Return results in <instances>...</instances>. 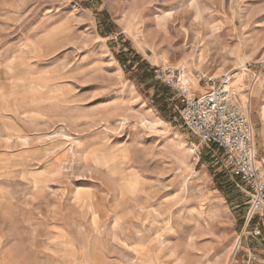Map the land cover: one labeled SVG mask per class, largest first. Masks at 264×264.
<instances>
[{"label":"rangeland","instance_id":"rangeland-1","mask_svg":"<svg viewBox=\"0 0 264 264\" xmlns=\"http://www.w3.org/2000/svg\"><path fill=\"white\" fill-rule=\"evenodd\" d=\"M122 53L139 56L132 70ZM158 66L193 89L197 73L235 75L264 157V0H0V264L239 254L248 199L214 147L158 110Z\"/></svg>","mask_w":264,"mask_h":264},{"label":"built area","instance_id":"built-area-1","mask_svg":"<svg viewBox=\"0 0 264 264\" xmlns=\"http://www.w3.org/2000/svg\"><path fill=\"white\" fill-rule=\"evenodd\" d=\"M245 68L248 71V67ZM154 80L172 95L168 99L174 114L172 120L206 146L212 157L216 154L211 147L216 149L224 172L246 195L248 209L244 229L255 218H263L264 157L256 155L249 115L233 84L235 75L197 73V87L193 89L182 70L158 66L154 69ZM260 226L256 223L253 227V237L260 236Z\"/></svg>","mask_w":264,"mask_h":264},{"label":"trees","instance_id":"trees-1","mask_svg":"<svg viewBox=\"0 0 264 264\" xmlns=\"http://www.w3.org/2000/svg\"><path fill=\"white\" fill-rule=\"evenodd\" d=\"M98 6H100L99 3H97ZM87 9H90V6L87 7ZM95 18L98 21V30L101 34H103V31H105V33H108L109 31L107 30V27L110 28L111 25H107V19H108V15L105 11L101 10L99 12H93ZM104 33V34H105ZM125 55L126 53H122L121 55L119 54L118 56V60L121 64L128 65L127 69L132 70V68H134V64H135V60H139V56L138 55H134V59L127 63V60L125 59ZM143 64V62H142ZM142 66V65H141ZM140 65L139 67V73L137 75V81L139 83H145L147 80H152V76L151 74H149L144 68H142ZM148 88L153 87V89H156V92L153 95V101L155 102V105L157 106L158 110L163 114V115H168V119L169 121L172 120V115L170 113V109L169 107H167L166 104V98L165 96H163V91H168L167 89L160 87L161 92L159 91V87L158 84H154L153 86L150 87V85H147ZM158 87V88H157ZM208 154V153H207ZM204 161V156H201V162ZM216 178V182H218V180H220L219 175L215 176Z\"/></svg>","mask_w":264,"mask_h":264},{"label":"crops","instance_id":"crops-1","mask_svg":"<svg viewBox=\"0 0 264 264\" xmlns=\"http://www.w3.org/2000/svg\"><path fill=\"white\" fill-rule=\"evenodd\" d=\"M256 223H260L261 234L253 237L251 231ZM239 237V244L242 248L238 255H235L231 264H264V217L255 218L252 223L244 229Z\"/></svg>","mask_w":264,"mask_h":264},{"label":"bare ground","instance_id":"bare-ground-1","mask_svg":"<svg viewBox=\"0 0 264 264\" xmlns=\"http://www.w3.org/2000/svg\"><path fill=\"white\" fill-rule=\"evenodd\" d=\"M164 21H165V18H164V17H160V18L157 19V22H158V23H163ZM194 27H197V26H194ZM214 37H215V36H214ZM214 37H213V38H214ZM234 83H235V81H234ZM234 83H233V84H234ZM234 86H236V85H234ZM153 125L156 126V125H157V122H155Z\"/></svg>","mask_w":264,"mask_h":264}]
</instances>
